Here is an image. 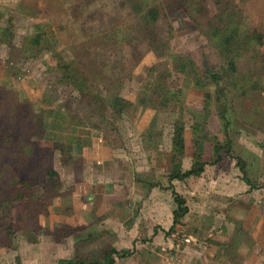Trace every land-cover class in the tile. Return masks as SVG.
<instances>
[{"label":"rangeland","instance_id":"1","mask_svg":"<svg viewBox=\"0 0 264 264\" xmlns=\"http://www.w3.org/2000/svg\"><path fill=\"white\" fill-rule=\"evenodd\" d=\"M196 1L205 8L206 18L217 25L235 24L242 36L250 27H257L264 34V0H147L149 4L157 3L160 12L157 20L146 27L130 11L126 0L0 1V126L7 135L14 134L10 141L0 138V201L12 198L17 190L28 194L24 199L28 215L23 223L7 204L0 207V227H9L13 233L7 248L20 238L15 237L13 229L21 228L28 240L40 235L47 241L67 236L72 238L68 241L77 240L71 260L74 255L86 259L102 257L111 236L101 228L100 218L77 231L57 223L52 230L44 228L43 233L35 221L38 210L49 214V192H67L73 186L70 182L80 179L82 171L98 175L93 178L97 186L92 184L89 188L91 207L103 206V199L104 207L115 202L118 206L111 205L110 209L121 211L110 213L111 220L126 226L132 223L131 228L138 231V247L129 251L140 264H146V259L162 264L166 257L173 259L167 264H178L183 255L195 261L200 249L202 254L208 252L203 249L213 242V235L208 237L210 232L204 231L211 221L196 217L193 210L199 206L193 201V193L201 195L207 188L214 199L213 173L227 176L235 188L244 174L256 187L249 192L264 193V47L261 59L250 62L244 54L238 60V71L249 72V76L257 74L262 89L238 95L237 91H225L220 105L225 106L227 127L221 129L214 87H194L176 71V60L172 59L189 57L201 73L218 71L222 64L220 48L216 46L218 36L212 37L204 19L194 14V4L190 2ZM36 34L39 45L27 44V39ZM23 46L27 47L26 52ZM69 61L81 71L82 90L59 80L60 65ZM159 82L179 91L180 114L173 101L164 108L158 106L159 99L152 88ZM206 93L211 97L207 101L208 112L204 113ZM113 95L130 100L131 106L112 113L109 101ZM177 117L183 124V154L173 162L170 137ZM195 121L201 122L202 128L193 134L191 125ZM214 142L222 146L220 159L209 164ZM72 143L88 145V156L92 155L89 166L82 153L73 151L75 156L71 157L67 148ZM194 154L205 162L204 179L187 176L169 180L173 170L190 168ZM50 159L56 161L62 180L49 174V170L45 173ZM237 161L242 162L243 172ZM33 173L35 178L27 177ZM26 178L34 182L23 189L19 181ZM104 182L117 185L116 190ZM98 183L102 184L100 188ZM171 190L182 196L186 208H190L168 229L171 214H167L175 207ZM200 203L213 209L210 200ZM233 205L237 212L230 220L238 228L230 236L234 242H242L244 233L239 232L241 224L236 215L246 210V204L234 199ZM249 205V209L255 208L252 202ZM213 223L219 224V219L212 220V226ZM145 226L154 228L151 235ZM187 247L189 250L184 252ZM229 252L231 249H218L217 254L224 263L237 262Z\"/></svg>","mask_w":264,"mask_h":264},{"label":"crops","instance_id":"2","mask_svg":"<svg viewBox=\"0 0 264 264\" xmlns=\"http://www.w3.org/2000/svg\"><path fill=\"white\" fill-rule=\"evenodd\" d=\"M263 47L264 44L262 48ZM183 137H184V132H183ZM87 146L88 145L83 146L78 143H72L68 146L67 150L68 152L70 151L71 157L75 156V154L72 153L73 151H75V153L76 152H79L80 154L82 153V159L83 160L85 159L84 162L87 164V166H89L91 163L89 161L91 160L92 155L88 156L89 149H87ZM182 158L184 159V156ZM49 162H50L49 163L50 167L49 169H46L45 173H47V171L49 170L50 172H53L54 173L53 175H56L59 178V180H62L63 178L61 176L60 170L56 166L57 164H54L56 161L50 159ZM203 170L205 171V168H203ZM203 173L204 172H201L197 176H192L190 177V179L203 180L204 179ZM123 174H126V171H124ZM97 176H98L97 173H92L90 171L86 173L85 171H82L80 174V179H74L70 182L71 185L73 186H71L69 190H67V192L61 194L60 193L52 194L49 192V196L50 198H52L51 200L52 204H51V208L49 209V214L47 211L39 208L40 210H38L39 212L35 216L36 217L35 221L39 229V232H42L44 228L52 230L53 226L56 225L57 223H63L62 224L63 226H67L69 228H72L73 231H77L78 228L84 229L87 225L92 226L93 223L97 222L100 218L101 228L103 227L102 229L104 230V232L109 233V235L111 236L108 239L110 240V242L108 243L106 241L107 250L109 248H113L116 251H121V250L129 251V248L137 249L138 242L135 239H137L136 234L138 233V231L131 228L130 225L132 223L126 226V225H122L121 222L119 221H118L119 224H116V219L111 220V218L113 217L110 216V213L114 214L118 211L119 212L121 211L120 209L117 210L110 209L111 205L118 206L116 205L115 202L114 203L110 202V204L104 207V199L102 200L101 198V200L103 201V206H100L99 208L94 207V209L91 207L90 196L92 190L89 188L91 187L92 184L94 185V187L97 186V183L93 181V178ZM75 181L79 183L77 185L73 184V182ZM110 182L108 183L104 182L106 183L105 186L110 187L113 190H116L115 187H117V185L114 186ZM100 184L101 183H98L99 188L102 185ZM122 185L123 183L121 182V186ZM208 185L211 186L212 184L209 183ZM213 185H215L214 190L216 193L214 199H213V192H208L207 188H203L205 192H203L201 195L199 194V192H197V194H195V192L193 193V196H195V199L193 201H196L197 206H199L198 209L193 210L194 213L196 214V217H200L201 221L203 219L202 217H208L209 220L211 221V224H212V220L214 222H218L219 219V224L213 223V226L210 223L206 224L207 231H204V234L210 232V234H208L209 235L208 237H212L213 235L212 238L213 242L210 241L208 246L204 247L203 251L208 250V252L206 251L205 253L202 254V250L200 249L199 256L195 261H192L191 257H187L186 255H183L181 256L182 260L181 259H180L181 261L178 260L177 263L178 264H264V203H263L264 193L254 194L253 192H249L248 190H251L256 187L249 188V186L242 180V178L238 183V186L235 188L233 182L230 179L228 180L227 176L222 178L220 174H216V173H213ZM105 186L103 187V189L106 188ZM210 189L212 190V188ZM240 190H242V194L239 193ZM198 194L199 196H197ZM234 199H238V201H240L242 204H246V210L242 209L241 210L242 214L236 215L237 220H239L241 224L239 227V232L244 233V238H242L243 239L242 242L240 241L234 242L233 241L234 238L230 236L231 232H233L232 230H234V228H238L235 225L233 226L230 220V217H233V215L237 212L236 211L237 206L233 205ZM203 200L205 201L210 200L213 203V209L211 208V206L207 207L206 205L201 204L200 202H202ZM78 201L82 203V206L80 203H78ZM115 201H119V200H115ZM259 201L261 202L263 201L262 202L263 204L261 205ZM250 202H252L255 208L249 209ZM76 207L81 208V210H76ZM201 207H206V208L204 209ZM53 210H55V212H53ZM170 214L171 212L170 213L168 212L167 217H169ZM168 223L171 226L172 215H171V222L169 218ZM133 225L135 224L133 223ZM212 227H213V232H212ZM165 229L166 228L164 226H161L162 231H165ZM145 230L146 233H149V235H151V233H153L154 228L150 227L148 229V226H145ZM13 232L15 234V237L16 236L20 237L21 240L20 238H18L16 243L12 241L10 248L7 247L0 248V264H58L60 260H68V259L71 260V258L73 257V249L75 248V243H78L77 240L76 242L74 240L68 241V239H72L68 236L61 238L60 240L52 239L50 241H47L41 238L43 236L40 235L39 237L37 235L38 237L34 238L33 240H28L25 238V233L22 232L21 228L20 230L13 229ZM166 233H168V230ZM228 236H230V241ZM187 239H189V236H187ZM65 240L67 242H65ZM185 241L187 240L185 239ZM218 249L222 252H226V251L228 252V250L231 249V252H229V254L233 253V255L236 256L237 262L230 260H228L225 263L222 262L223 261L221 259L222 257L218 256L217 254ZM185 250H189V247L183 249L184 252ZM129 252L130 255L127 257H122V258L114 257L113 264H133V263L140 264L141 262L137 261V259L134 258V256H132L131 254L132 251ZM169 259L166 257L165 261H163L162 264L169 263L170 262ZM146 261H148L146 264H155V262L150 261V259H146Z\"/></svg>","mask_w":264,"mask_h":264},{"label":"trees","instance_id":"3","mask_svg":"<svg viewBox=\"0 0 264 264\" xmlns=\"http://www.w3.org/2000/svg\"><path fill=\"white\" fill-rule=\"evenodd\" d=\"M125 1V0H124ZM130 11L136 14L139 19L143 20L145 27L154 23L159 15L160 7L157 3L153 2L149 4L147 0H126ZM193 5L194 14L197 18L204 19L206 25L209 29L212 30V37L214 35L218 36L217 47L220 48L222 64L220 65L218 71L213 72V70H206L203 73L200 72L194 66L191 58L183 59L181 56L173 57L177 63L176 71L183 75L185 80H189L190 83L196 88L204 87H214V99L216 103H219L217 106V116L221 123V129L225 130L227 127V120L225 116V106L220 105V100L225 95V91H231L237 95L243 94L246 90H261L262 86L257 74H252L249 76V72H239L238 71V60L241 56L246 54V59L250 62L257 61L263 56L261 53V48L264 44V35L259 31L257 27H250L244 32V36L240 34L237 25L231 26H221L213 23L210 19L206 18L205 8L202 6L201 2H190ZM39 35H32L27 39V44L32 43L34 46L39 45ZM38 49V47H36ZM23 52H26L28 49L26 46H23ZM61 74L60 81H67L70 83L71 87L76 88V90H82L83 86L79 82L81 71L77 70L74 67L72 61L67 62L66 64H61ZM253 75L255 76L254 78ZM163 80V76H158V78ZM162 85V87L160 86ZM223 85V86H221ZM178 90L172 91L167 86H164L161 82L157 83L152 88V93L158 97V106L166 107L169 102L173 101L175 108H177L178 114H180L181 104L178 98ZM235 96V95H234ZM211 97L210 94H205V100L203 102V112H208V103L207 101ZM131 106V101L124 99L118 95H113L109 101V107L112 113H119ZM39 119V118H38ZM38 123L40 122L37 120ZM202 128V124L199 121L192 122L191 131L199 132ZM12 133H8L7 130L3 131L0 126V138L3 141L8 139L9 141L12 138ZM198 137V136H197ZM19 139V137H17ZM226 155L229 156V148L226 144ZM222 148L221 144L213 143L211 146L212 159L208 162L209 164L216 163L219 159V150ZM34 151V150H33ZM183 154V124L179 117H177L172 122V132L170 137V159L174 162ZM205 162L201 161L198 154L192 156L190 168L184 171L175 169L168 176V179L180 180L187 176H197L203 170V165ZM236 165L239 166V169L242 171L243 164L240 161L236 162ZM243 172V171H242ZM53 175V172H48ZM30 178H35V174H28ZM242 180L249 186L253 188L252 184L242 175ZM34 180L29 178L22 179L19 181V185L24 189H28L29 185L33 183ZM172 201L175 204L173 210H171L172 223L169 229H171L175 224L179 222V219L186 213L187 208L184 203V199L177 192L171 190ZM28 194L25 192H20L17 190L12 198L0 201V207L2 204H7L12 208L17 216L19 222L23 223L26 220L28 215V210L26 203L24 201L25 197ZM13 233L8 228L0 227V248L6 247L10 241ZM130 252L126 250L116 251L113 248H109L101 258L99 259H86L81 256H76L73 260H61L60 264H113V258H122L129 256Z\"/></svg>","mask_w":264,"mask_h":264}]
</instances>
